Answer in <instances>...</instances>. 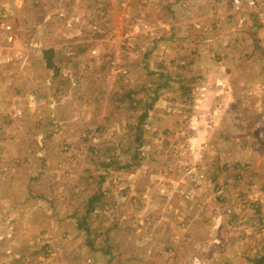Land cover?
<instances>
[{"label": "rangeland", "instance_id": "1", "mask_svg": "<svg viewBox=\"0 0 264 264\" xmlns=\"http://www.w3.org/2000/svg\"><path fill=\"white\" fill-rule=\"evenodd\" d=\"M3 23L0 264L261 258L264 0H0Z\"/></svg>", "mask_w": 264, "mask_h": 264}, {"label": "trees", "instance_id": "2", "mask_svg": "<svg viewBox=\"0 0 264 264\" xmlns=\"http://www.w3.org/2000/svg\"><path fill=\"white\" fill-rule=\"evenodd\" d=\"M256 26V25H255ZM257 28H258V26L256 27V30H257ZM250 31V33L252 34V35H255L256 33H257V31ZM255 51H261V45H259V41H257L256 42V44H255V49H254ZM249 56V55H248ZM247 56V57H248ZM49 62V60H47V63ZM145 116V115H144ZM143 116V117H144ZM13 178H16V176H13ZM38 178V177H37ZM15 206V205H14ZM262 251H263V253H262V255H261V258L259 259V258H256V259H254V264H264V247H262Z\"/></svg>", "mask_w": 264, "mask_h": 264}, {"label": "crops", "instance_id": "3", "mask_svg": "<svg viewBox=\"0 0 264 264\" xmlns=\"http://www.w3.org/2000/svg\"><path fill=\"white\" fill-rule=\"evenodd\" d=\"M38 180V178L37 177H34V178H32L31 179V181L32 182H36ZM29 181H30V179H29ZM28 181V182H29ZM21 184V181L16 177V178H14L13 180H12V182H11V185H20ZM27 191H29V190H27ZM30 192V191H29ZM32 193V192H31Z\"/></svg>", "mask_w": 264, "mask_h": 264}, {"label": "built area", "instance_id": "4", "mask_svg": "<svg viewBox=\"0 0 264 264\" xmlns=\"http://www.w3.org/2000/svg\"><path fill=\"white\" fill-rule=\"evenodd\" d=\"M11 29L10 24L3 23L0 25V32L9 33Z\"/></svg>", "mask_w": 264, "mask_h": 264}]
</instances>
